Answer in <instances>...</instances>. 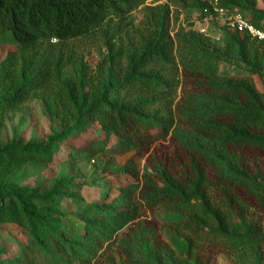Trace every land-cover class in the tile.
Listing matches in <instances>:
<instances>
[{
	"label": "trees",
	"instance_id": "16d2710c",
	"mask_svg": "<svg viewBox=\"0 0 264 264\" xmlns=\"http://www.w3.org/2000/svg\"><path fill=\"white\" fill-rule=\"evenodd\" d=\"M145 1L0 0V44L16 46L0 66V131L8 114L36 92H41L51 114L66 125L72 122L50 136L46 144L0 142V224H16L25 230L26 251L51 253L49 246L53 242L66 255L68 264H84L96 258L104 243L131 219L132 215L123 211L109 213L105 207L91 206L83 211L84 234L67 227L59 231V202L66 196L65 190L55 185L51 191L37 193L11 180L14 167L30 161H52L57 142L69 141L92 129L94 123L101 125L107 138L115 135L123 149L139 151L166 140L179 121L190 124L194 130L193 148L180 142L192 153V176L180 180L167 169L160 170L158 178L145 174L146 185L140 197L152 210L165 207L175 212L172 222L188 233L178 249L185 259H191V264H200L198 258H193L199 242L227 236L228 220L239 215L230 208L228 199V211L222 209L213 192L222 186L232 190L264 184V177L251 175L236 157H231L245 147L264 152V90L257 88L252 77L226 75L220 73L219 67L220 61L229 57L244 64L251 73L264 75V40L226 27L221 29L220 41L194 32H180L175 39L170 35L165 5V22L160 31L144 39L140 49L125 54V72H121L118 61L124 55L110 48L105 59L108 74L96 88L87 89L89 81L85 76L77 81L63 79L70 59L63 48L50 50L45 59L40 55L39 49L45 48L46 53L47 44L53 40L57 41L55 45H64L103 30L113 18L126 20ZM254 2L182 0L186 7L197 9L201 19L213 14L215 4L231 11L249 10L250 21L264 30V9H256ZM176 49L180 54L188 52L181 55L182 70L186 78H193L202 88L188 94L186 104L178 107L177 118L172 111L164 113L156 108L168 100L177 85L171 67ZM106 140L90 143L87 149L72 146L71 154L75 159L93 157L107 145ZM121 173L127 175L130 170L125 166ZM131 187L118 189L106 208L135 204L138 198ZM246 236L252 238L255 234L247 230ZM15 262L0 260V264H47L31 254ZM51 262L54 264L56 259ZM162 262L159 259L158 264Z\"/></svg>",
	"mask_w": 264,
	"mask_h": 264
},
{
	"label": "rangeland",
	"instance_id": "374dc122",
	"mask_svg": "<svg viewBox=\"0 0 264 264\" xmlns=\"http://www.w3.org/2000/svg\"><path fill=\"white\" fill-rule=\"evenodd\" d=\"M254 1L256 9H264V0ZM165 5H168L169 10L171 37L178 39L177 34L180 32L199 34L200 28L207 27V23L201 20V13L183 5L182 0H146L126 20L113 18L103 30L64 45H55L57 41L53 40L47 44L46 53L45 48H40L39 53L45 59L50 50L63 48L64 54L67 52L70 57L63 70V79L77 81L85 76L89 81L87 89L95 87L108 74L105 59L111 52L110 48L124 55L118 61L121 72H125V54L140 49L144 39L160 31L165 22ZM241 13L249 19V10ZM208 28L213 36L220 30L213 21H209ZM14 50L15 45L0 44V66ZM187 53L183 51L180 54L177 49L174 51L171 67L177 85L168 95V100L156 106L163 109L164 113L172 111L176 118L179 115L178 107L186 104L188 94L202 89L193 78H186L182 70L181 55ZM219 67L220 73L226 75L252 77L257 88L264 90V75L251 73L244 64L224 57ZM71 125L72 122L66 125L51 114L41 92H36L20 108L8 114L0 131V142L7 144L14 140L23 144L29 141L46 144L50 136ZM193 137L194 130L190 124L179 121L166 140L154 143L149 150L123 149L118 145L115 135L107 138L101 125L94 123L92 129L69 141L57 142L52 161H30L14 167L11 180L27 185L37 193L51 191L55 185L65 190L66 196L59 202L61 212L56 223L59 231L67 227L75 233L84 234L82 215L91 206L105 207L109 213L123 211L132 215L121 229L114 232L112 239L104 243L96 258L84 264H158L159 259H162V264H191V259H185L178 249L179 242L188 233L172 222L175 212L165 207L152 210L140 193L145 189V174L158 178L160 170L167 169L180 180L192 176V153L181 142L193 148ZM97 140H106L107 145L97 151L95 156L73 158L72 146L87 149L90 143ZM231 157H236L237 162L247 168L251 175L264 177V152L245 147ZM125 166L130 170L127 175L121 173ZM209 174L212 175V172L209 171ZM126 186L134 189V197L138 198L134 200L135 204L106 208L105 205L117 196L118 189ZM213 195L217 204L227 211L225 202L228 199L230 208L239 215L228 220L227 236L200 241L193 258H198L200 264H264V184L253 188L239 186L232 190L222 186ZM213 225L216 226V223ZM247 230L255 236H246ZM27 245L28 234L23 228L16 224H0L1 261L16 263L18 258L31 254L43 263L52 264L54 258L58 264H68L66 255L58 251L53 242L49 246L51 253L38 249L26 251ZM72 264L81 262L74 261Z\"/></svg>",
	"mask_w": 264,
	"mask_h": 264
},
{
	"label": "built area",
	"instance_id": "2783aa9c",
	"mask_svg": "<svg viewBox=\"0 0 264 264\" xmlns=\"http://www.w3.org/2000/svg\"><path fill=\"white\" fill-rule=\"evenodd\" d=\"M207 23V27H202L199 32L205 36L211 37L213 40H221L223 27L228 28L231 31H237L240 33H247L253 38L258 40H264V30L257 28L243 13L238 11H231L227 8L214 5L213 14L206 16L203 19ZM215 20L220 24L219 32L214 36L209 32V21Z\"/></svg>",
	"mask_w": 264,
	"mask_h": 264
}]
</instances>
